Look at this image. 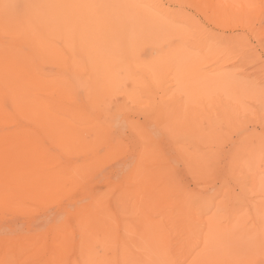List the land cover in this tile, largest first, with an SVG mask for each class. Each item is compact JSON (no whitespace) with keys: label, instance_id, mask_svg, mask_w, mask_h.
I'll return each mask as SVG.
<instances>
[{"label":"rangeland","instance_id":"1","mask_svg":"<svg viewBox=\"0 0 264 264\" xmlns=\"http://www.w3.org/2000/svg\"><path fill=\"white\" fill-rule=\"evenodd\" d=\"M0 63V257L264 264V0H0Z\"/></svg>","mask_w":264,"mask_h":264},{"label":"bare ground","instance_id":"2","mask_svg":"<svg viewBox=\"0 0 264 264\" xmlns=\"http://www.w3.org/2000/svg\"><path fill=\"white\" fill-rule=\"evenodd\" d=\"M6 1V0H5ZM24 1V0H23ZM99 1V0H98ZM13 2V1H12ZM20 3V2H19ZM23 3V2H22ZM33 3V2H32ZM101 3V2H100ZM105 3V2H104ZM8 4V3H7ZM99 4V3H98ZM15 5V4H14ZM16 6H18V5H16ZM15 6V7H16ZM20 6V5H19ZM33 6V5H32ZM100 7V6H99ZM109 7V6H108ZM111 7V6H110ZM20 8V7H19ZM95 8V7H94ZM117 8V7H116ZM103 9H105V8H103ZM107 9V8H106ZM17 10V9H16ZM21 11V10H20ZM19 11V12H20ZM38 11V10H37ZM111 10L109 9V12H110ZM25 12V11H24ZM45 12V11H44ZM114 12V11H113ZM112 12V13H113ZM15 13H17V12H15ZM106 13V12H105ZM99 14V13H98ZM107 14V13H106ZM121 14V13H120ZM22 15H23V13H22ZM125 15V14H124ZM77 16V15H76ZM111 19V18H110ZM132 19V18H131ZM122 20V19H121ZM135 20V19H134ZM114 21V20H113ZM53 22V21H52ZM135 22V21H134ZM129 23V22H128ZM104 23L102 22V25H103ZM131 24V23H130ZM21 25V24H20ZM53 25V24H52ZM106 25V24H105ZM104 25V26H105ZM5 26V25H4ZM17 26H19V25H17ZM6 29V28H5ZM86 31V30H85ZM131 32V31H130ZM32 33H33V31H32ZM32 33H30V35H32ZM129 36H130V34H129ZM7 38V37H6ZM62 41V40H61ZM118 41V40H117ZM116 41V42H117ZM8 54V53H7ZM8 59V58H7ZM11 59V58H10ZM5 61H4V63L6 64L8 61L6 60V59H4ZM11 60H13V59H11ZM21 61V60H20ZM17 62L18 61H16V67L17 66H19V68L21 67L19 64L17 65ZM2 63H3V61H2ZM3 63V64H4ZM8 63H10V62H8ZM8 63L6 64V65H8ZM12 63H14V62H12ZM23 63V62H22ZM21 64V63H20ZM0 65H1V63H0ZM6 65H3V66H5V67H7ZM23 66V65H22ZM0 67H2V65L0 66ZM13 68V67H12ZM11 67H10V69H12ZM27 68V67H26ZM16 69V68H15ZM18 69V68H17ZM21 69L22 70H24L23 69V67H21ZM47 69V68H46ZM2 70V69H1ZM1 70H0V72H1ZM26 70V69H25ZM6 71V70H5ZM27 71V70H26ZM26 71H25V73H26ZM33 71V70H32ZM19 72H21L20 70H19ZM24 72V71H23ZM3 73V72H2ZM14 73H15V71H14ZM31 72H29V74H30ZM1 74V73H0ZM18 74V73H17ZM17 74H15V75H17ZM19 74H21V73H19ZM27 75H28V73H26ZM33 76H34V74L33 73H31ZM30 74V75H31ZM8 75V73L6 74V76ZM15 75H11L10 74V77L11 76H13V78H12V81H13V79L15 78ZM22 75H25V74H22ZM26 75V76H27ZM6 76H1L0 75V81H2V82H4V83H6L5 81H7V80H9L10 78H8V76L6 77ZM18 76H20V75H18ZM33 76H31V77H33ZM31 77H29V78H31ZM19 77H16V79L17 80H19L18 79ZM29 78H27V80L29 79ZM36 78V77H35ZM15 79V80H16ZM21 80V79H20ZM33 80V79H32ZM40 80V79H39ZM46 80V79H45ZM11 81V82H12ZM29 81H31V80H29ZM33 81H35V80H33ZM47 81V80H46ZM2 82H0L1 84H2ZM27 82V81H26ZM32 82V81H31ZM31 82H30V84H31ZM38 82V81H37ZM41 82V81H40ZM42 82H44V81H42ZM16 83V85L17 84H19L18 83V81H16L15 82ZM29 83V82H28ZM39 83V82H38ZM22 84V88H24V91L26 92V91H28L29 89L31 90L32 88H30V86H28V90H26L25 89V83L24 82H22L21 83ZM21 84H19V86L21 85ZM30 84H27V85H30ZM34 84V83H33ZM49 84H50V82H49ZM8 85V84H7ZM10 85V84H9ZM35 85V84H34ZM24 86V87H23ZM8 87V86H7ZM16 86H13V92L15 93V91H16V88H15ZM34 88V91L36 90V86H33ZM40 87V86H39ZM43 87H46V86H42V88ZM0 88H2V87H0ZM7 89V88H6ZM10 89H12V88H10ZM2 90H3V88H2ZM18 90V89H17ZM29 90V91H30ZM10 91V90H9ZM22 91V90H21ZM21 91H19V92H21ZM43 91V90H42ZM4 92V91H3ZM11 92V91H10ZM18 92V93H19ZM22 93V92H21ZM3 93H1L0 92V122H1V125H2V123L4 122V120H3V122H2V113L4 112V110L3 109H5L6 107H4L3 108V105H2V98L4 99V97H3V95H2ZM12 94V93H11ZM5 95V94H4ZM22 95V94H21ZM31 95V94H30ZM12 96V95H11ZM14 96V100H15V94L13 95ZM18 97V96H17ZM21 97V96H20ZM27 98V97H26ZM9 99V98H8ZM24 99V98H23ZM34 99V98H33ZM13 100V99H12ZM13 100V101H14ZM17 100H18V98H17ZM21 100V99H20ZM19 101V100H18ZM8 102H9V100H8ZM25 102V101H24ZM33 102H35V101H33ZM6 103V102H5ZM4 103V104H5ZM14 104H15V102H13ZM14 104H12V107H14L13 105ZM25 104V103H24ZM22 105V104H21ZM26 105V104H25ZM24 105V106H25ZM16 106L17 105H15V108H16ZM18 107V106H17ZM29 107V106H28ZM19 108V107H18ZM23 108V107H22ZM26 108V107H25ZM32 108V107H31ZM8 108H6L5 110H7ZM9 110V109H8ZM35 111V110H34ZM5 113V112H4ZM3 113V114H4ZM8 113V112H7ZM26 113V112H25ZM6 114V113H5ZM33 114V113H32ZM36 114V113H35ZM24 115V114H23ZM9 116V115H8ZM31 116V115H30ZM48 116V115H47ZM7 117V116H6ZM10 117V116H9ZM50 117V116H49ZM8 118V117H7ZM32 118H34V117H32ZM44 118V117H43ZM10 119V118H9ZM8 119V120H9ZM45 119V118H44ZM7 120V119H6ZM7 120V121H8ZM11 120V119H10ZM9 122V121H8ZM11 122V121H10ZM5 123V122H4ZM10 124V123H9ZM4 125V124H3ZM3 127V126H2ZM3 132V131H2ZM3 134V133H2ZM18 138V137H17ZM23 139V138H22ZM17 140V139H16ZM18 140H21V139H18ZM27 140V139H26ZM10 142V141H9ZM12 142V141H11ZM22 142V141H21ZM4 144V143H3ZM6 144V143H5ZM7 145V144H6ZM11 145V144H10ZM9 145V146H10ZM13 145V144H12ZM17 145V144H16ZM18 146V145H17ZM2 145H0V205H3V203H9V204H11V203H14L15 202V200H17L18 201V182H17V180H18V171H19V169H18V165L17 164H19L18 163V161H20V160H18L17 161V159L18 158H20V157H18L19 156V154H15L14 156L12 155V151H11V149H10V147H2ZM14 147V146H13ZM12 148V147H11ZM17 149H18V147H17ZM15 150V149H14ZM19 151V150H18ZM19 153V152H18ZM31 157V156H30ZM22 158V157H21ZM25 159V158H24ZM23 159V160H24ZM26 161L28 162V159H26ZM25 160H24V162H25V164L27 163ZM32 161V160H31ZM32 163V162H31ZM19 165H21V164H19ZM23 165H24V163H23ZM20 167V166H19ZM33 168V167H32ZM29 169H31L30 167H28L27 165H25V169L23 170L24 172H25V174L23 173V171L21 172V173H23L24 175H26V172L27 171H29ZM34 171L33 169L32 170H30V172L29 173H27L28 174V177H29V175H31L32 174V172ZM26 177V176H25ZM35 177V176H34ZM24 178V177H23ZM29 179V178H28ZM54 179H55V177H54ZM21 180V179H20ZM27 180V179H26ZM56 180V179H55ZM24 181V180H23ZM32 181V180H31ZM21 183V182H20ZM55 183V182H54ZM19 185H21V184H19ZM22 186V185H21ZM23 186H24V184H23ZM27 186H28V184H27ZM22 188V187H21ZM25 188H26V190H27V188L28 187H26V182H25ZM22 189H24V188H22ZM29 189H31L32 190V188H29ZM25 190V191H26ZM20 191H21V189H20ZM25 191H23V192H25ZM28 191H30V190H27V193H28ZM31 192V191H30ZM22 193V192H21ZM24 193H22V195H23ZM29 194V193H28ZM21 195V196H22ZM25 195V194H24ZM15 205V204H14ZM11 206V205H10ZM6 228V227H5ZM2 229V228H1ZM11 232V231H10ZM15 233V232H14ZM11 237V236H10ZM1 252V251H0ZM6 252V251H5ZM8 252V253H7ZM6 253H5V255L3 256V257H0V264H17V262H18V258H19V255L17 254V256H16V254L15 253H17V252H10L9 250L7 251ZM21 255V254H20ZM205 255V254H204ZM204 255H202L201 254V256H202V258H203V256ZM0 256H1V254H0ZM198 256V255H197ZM201 256H199V258H201ZM18 257V258H17ZM205 257H207L206 255H205ZM204 257V259H206ZM198 258V257H197ZM18 259V260H17ZM195 261H196V258L194 259ZM200 261H202L201 259H200ZM205 261V260H204ZM198 262V264H207V262H209V260H206V262ZM84 262V261H83ZM194 262V261H193ZM86 262H84L83 264H85ZM197 263V262H196ZM212 263H213V261H212ZM193 264V263H192ZM194 264H195V262H194ZM209 264H210V262H209Z\"/></svg>","mask_w":264,"mask_h":264}]
</instances>
